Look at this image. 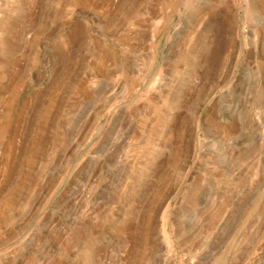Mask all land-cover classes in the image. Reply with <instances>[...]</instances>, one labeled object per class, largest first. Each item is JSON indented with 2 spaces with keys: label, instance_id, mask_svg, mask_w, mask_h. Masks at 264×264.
<instances>
[{
  "label": "rangeland",
  "instance_id": "rangeland-1",
  "mask_svg": "<svg viewBox=\"0 0 264 264\" xmlns=\"http://www.w3.org/2000/svg\"><path fill=\"white\" fill-rule=\"evenodd\" d=\"M0 264H264V0H0Z\"/></svg>",
  "mask_w": 264,
  "mask_h": 264
},
{
  "label": "bare ground",
  "instance_id": "bare-ground-1",
  "mask_svg": "<svg viewBox=\"0 0 264 264\" xmlns=\"http://www.w3.org/2000/svg\"><path fill=\"white\" fill-rule=\"evenodd\" d=\"M9 48V47H8ZM2 107V106H1ZM7 128V127H6ZM4 135V134H3Z\"/></svg>",
  "mask_w": 264,
  "mask_h": 264
}]
</instances>
